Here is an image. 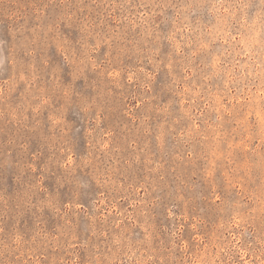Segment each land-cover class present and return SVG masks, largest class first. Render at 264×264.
<instances>
[{
  "label": "rangeland",
  "instance_id": "obj_1",
  "mask_svg": "<svg viewBox=\"0 0 264 264\" xmlns=\"http://www.w3.org/2000/svg\"><path fill=\"white\" fill-rule=\"evenodd\" d=\"M0 264H264V0H0Z\"/></svg>",
  "mask_w": 264,
  "mask_h": 264
}]
</instances>
